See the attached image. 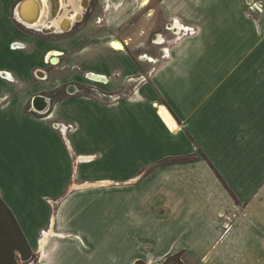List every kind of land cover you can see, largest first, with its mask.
<instances>
[{
	"label": "crops",
	"instance_id": "1",
	"mask_svg": "<svg viewBox=\"0 0 264 264\" xmlns=\"http://www.w3.org/2000/svg\"><path fill=\"white\" fill-rule=\"evenodd\" d=\"M153 1L75 0L81 18L61 32L43 29L51 16L22 21L33 1L0 0V70L16 78H0V199L38 264H162L179 251L185 264H264V0H158L175 31L198 28L161 59L154 44L152 67L127 54L118 28L151 18ZM249 2L262 4L252 17ZM53 55L67 75L44 69ZM84 71L147 76L113 103L51 101ZM36 94L50 99L41 116L26 110ZM54 120L74 124L68 144Z\"/></svg>",
	"mask_w": 264,
	"mask_h": 264
},
{
	"label": "rangeland",
	"instance_id": "2",
	"mask_svg": "<svg viewBox=\"0 0 264 264\" xmlns=\"http://www.w3.org/2000/svg\"><path fill=\"white\" fill-rule=\"evenodd\" d=\"M62 1L64 2L62 9L60 11L56 12L55 14H52V12L50 13V11L48 12V8H49L50 4L46 3L45 4V11L47 13L43 12L42 16H44V15L51 16V14H52L51 19H50V22H52L59 15L71 17V16H73V14H76L78 12L77 8H75V0H62ZM157 1L158 0H155L151 3V5L155 9V12L153 10L154 15L151 18L146 19V15H145L146 12H142L139 15L133 17L132 20H130V22H128L126 24L125 28H118L119 36L124 39V50L127 52V54L131 58H133L135 62H138V60H140V62H151L150 64H152V67H154L156 65V63H154V62H156V60H157V57L152 56V55H155L157 53V47L154 46V44L155 45L157 44L158 33H160V35L162 36L161 37L162 42L160 43L161 45L159 47L160 59L163 58L167 54L169 43L175 41L176 39H178L182 35L187 34L184 32H181L180 34H175L172 30L168 29L167 26H169V25H171L172 28H174L173 24H174L175 20H170V21L169 20H165V21L162 20V12H161V10L158 11V8L156 5ZM105 4H107V3H105ZM246 5L248 8L246 11H248V15H250V17H252L251 11H253L255 9L260 11L262 8L261 3L258 4V3L249 2ZM76 6H79L82 9V5L79 1H78V5L76 3ZM105 7L107 8V6H105ZM85 9H88V6ZM98 17H100V19H103L102 16H97L95 18V22H96V24H99V23L101 24V22H97ZM42 18H41L40 22H44V20H42ZM180 23L183 26H190V27L194 28V32L197 31L198 27L196 25L183 24L182 22H180ZM97 29L101 30L104 28H97ZM158 29H159V31L156 32V30H158ZM73 31L74 30H72L70 32H73ZM188 34H192V33H188ZM96 50H98V48L95 46L94 52H96ZM142 55L145 56L143 59H141V57H140ZM149 57H151V58L147 59ZM102 59H103V57H102ZM96 61H99V59H97ZM46 64H47V66L44 69H46L47 72L50 71L51 76H58L59 77V76L67 75L66 71L64 69L62 70L63 66H61L60 61H59V63L55 64V63H52L49 59H46ZM74 67L77 70L80 69L76 65L71 66L70 69L74 68ZM152 67L150 69H148L147 73L151 71ZM68 72H71V70H68ZM74 72H76V71H74ZM86 72H92V71H84L83 72L84 77H85ZM94 73H97V72H94ZM117 73H118V75H115L116 72L112 73L111 75H107V76H112V78L109 79L107 82L94 80V79H88L86 77L84 79H79V80L70 78L69 80L60 84L57 88L53 89L51 92H48L47 94L50 97L53 96V100H54V98L56 99L58 97L69 95V94H75V95H82L83 94V95H87L88 97L90 96L96 100H99L100 97L96 98V93H95V89L97 88V90L99 89L101 92H104L106 94H110V93L111 94H120L121 98L129 97L131 93H132V95H136L137 90H136L135 86L139 82H141V80H136L137 75H123L120 72H117ZM147 73L146 74H143V73L138 74V76L142 75L146 79ZM39 75H43V73L41 71H39ZM120 76L122 77L123 81H122V84L119 88L110 90L108 87L106 88V86L103 87L102 84L106 85L109 82H111V80L113 78L120 77ZM130 77H134V79L127 80V78H130ZM144 80H142V81H144ZM120 99H118V100H120ZM118 100H116V101H118ZM49 101H50V99H49ZM51 101H52V99H51ZM102 101L106 102V103L116 102V101L111 102L107 98H104ZM29 105H30V103L27 105V108H26V110L28 112H29V110H28ZM33 114L39 115V116L44 115V113H42V114L33 113ZM53 210H54V208L52 206L51 211H53ZM6 222H8V221H6ZM6 222L0 221V264H2L1 259L3 257H7V255L9 254V249H10V254L12 251V255H13L14 259L16 260V264H35V263H37L35 260V254L33 253L32 249H31V252L28 256V259H23L19 250L15 249V248L13 249L12 246H19V244L17 242L18 237L15 235L13 229H11ZM180 259L182 260L183 264H185L182 254L180 255Z\"/></svg>",
	"mask_w": 264,
	"mask_h": 264
},
{
	"label": "built area",
	"instance_id": "3",
	"mask_svg": "<svg viewBox=\"0 0 264 264\" xmlns=\"http://www.w3.org/2000/svg\"><path fill=\"white\" fill-rule=\"evenodd\" d=\"M100 17L97 18V22H100ZM169 25V24H168ZM169 30H172L175 34H180L181 32H184V33H193L194 32V28L190 27V26H183L180 27V29L178 30L179 32L175 31L171 25L167 26ZM63 32V31H61ZM25 47V44L21 41H13L10 43V48L12 49H22ZM141 59H143L145 56H140ZM151 57L147 58V59H150ZM90 73H94V72H86L85 73V77L88 78V79H94V80H99V81H103V82H107L109 79L112 78V76H107L106 74H99V73H96L94 77H92L90 75ZM115 75H118V73L116 72ZM38 78H45V74L43 75H37ZM0 78L2 80H6V81H9V82H16V78L14 77V75L12 74V72H10L9 70H0ZM134 79V77H130V78H127V80H132ZM145 77L142 76V75H139V76H136V80H144ZM95 93H96V98H99V100H103L104 98H107L108 100H110L111 102L113 101H116L118 99L121 98V95L120 94H106L104 92H101L99 89L97 90V88L95 89ZM6 98H7V95H1L0 96V104L5 102L6 101ZM101 100V101H102ZM29 112L31 113H37V114H42V113H46L45 111H41V110H37L35 109L31 103L29 105V108H28ZM52 127L54 129H57L65 138V135L68 131H71L73 128H74V124L71 123V122H66V121H59V120H54L52 121ZM65 141L66 143L68 144V140L65 138ZM52 204V203H50ZM44 230L41 231V234H43Z\"/></svg>",
	"mask_w": 264,
	"mask_h": 264
},
{
	"label": "trees",
	"instance_id": "4",
	"mask_svg": "<svg viewBox=\"0 0 264 264\" xmlns=\"http://www.w3.org/2000/svg\"><path fill=\"white\" fill-rule=\"evenodd\" d=\"M51 99L53 100V96H51ZM55 99V98H54ZM0 221H8L6 222L11 229H13L15 235L18 237V244L19 246H12L13 249L19 250L21 256L23 259H28V256L31 252V247L29 246L28 242L26 241L15 217L13 216L11 210L9 207L0 199ZM11 247V248H12ZM181 251L173 253L168 255L162 264H183L182 260L180 259ZM2 264H16V260L14 259L12 255V251L7 257H3L1 259ZM37 264V263H35Z\"/></svg>",
	"mask_w": 264,
	"mask_h": 264
},
{
	"label": "bare ground",
	"instance_id": "5",
	"mask_svg": "<svg viewBox=\"0 0 264 264\" xmlns=\"http://www.w3.org/2000/svg\"><path fill=\"white\" fill-rule=\"evenodd\" d=\"M29 1H33L34 3H35V7L37 6V9L36 8H31V10H30V12L32 13V11H33V13H35L34 14V18L33 19H30L29 17H26V19H25V16L22 14V7L24 6V4L26 3V2H24L22 5H21V8H20V12L21 13H18V16H20L21 17V19L22 18H24V21L25 22H30L32 25H35V26H40V21H41V18L43 17L41 14L44 12V5H45V2H46V0H29ZM148 2V0H144V5L146 4ZM28 4V3H27ZM58 8L60 7V4H61V2H60V0H59V2H58ZM85 8V7H84ZM19 11V10H18ZM17 11V12H18ZM22 14V15H21ZM29 14V13H28ZM39 14L41 15V17L40 18H38V16H39ZM76 14H78V16L76 17ZM75 15H74V17H70V18H68V17H66V18H64L63 19V21L65 20V19H68L69 21H70V27H71V23H72V21H73V19L75 18H78L79 17V15H80V18H81V13L79 14V12H77ZM37 17V18H36ZM31 18H32V16H31ZM62 24H63V22H62ZM62 24H60V26L59 27H56V28H53V30H58V31H66V29H62V28H64L63 26H62ZM69 27V28H70ZM44 30H46V29H50V28H48V27H45L44 26ZM158 38V37H157ZM159 40L157 41V43H161L162 42V40H161V37H159L158 38ZM110 45L112 46V48H115V49H121L122 48V45H121V42H119L117 39H114V40H112L111 42H110ZM56 54H59V53H56ZM53 57H55V56H53ZM52 62H57V57H55V59L54 60H51ZM52 231V230H51Z\"/></svg>",
	"mask_w": 264,
	"mask_h": 264
},
{
	"label": "flooded vegetation",
	"instance_id": "6",
	"mask_svg": "<svg viewBox=\"0 0 264 264\" xmlns=\"http://www.w3.org/2000/svg\"><path fill=\"white\" fill-rule=\"evenodd\" d=\"M78 1H80V3H81V5H82V9L85 7V6H87L88 5V0H84V1H82V0H78ZM46 2H47V0H46ZM46 2H45V4H46ZM54 2V1H53ZM51 3V1L49 2V8H48V12L50 11V13L52 12V14H55L56 12H58V11H60L61 9H62V6H63V1L62 0H60V2H61V4H60V7L58 8V2H59V0H56V2H54V3ZM29 4L33 7V8H36L37 9V6L35 7V3H33V2H29ZM54 4V5H53ZM44 12H46L45 11V5H44ZM47 13V12H46ZM34 14L35 13H33V11H32V13L31 12H29V16H32V18L31 17H29L30 19H33L34 18ZM49 14V13H48ZM52 14H51V16H52ZM79 14H80V12H79ZM42 15V14H41ZM41 15L39 14V16H38V18H40L41 17ZM74 15L75 14H73V16H71V17H74ZM66 18V17H68V18H70L69 16H62V15H59V16H57V18L56 19H54L52 22H49V26H48V28H56V27H59V25H60V23L62 22V20H63V18ZM37 18V17H36ZM80 18V15H79V17L78 18H76V19H79ZM75 19V18H74ZM22 21H24V20H22ZM25 22V21H24ZM27 25H29V26H35V25H32L30 22H25ZM70 21L68 20V19H65V21L63 22V24H62V26L64 27V28H62V29H66V31L69 29V27H70ZM57 25V26H56ZM52 28V29H53ZM54 56V55H53ZM55 56H57V55H55ZM49 60H50V58H49ZM51 61V60H50ZM58 61V60H57ZM52 62V61H51ZM52 63H55V62H52ZM57 63V62H56ZM90 75L92 76V77H94V76H96L94 73H90Z\"/></svg>",
	"mask_w": 264,
	"mask_h": 264
},
{
	"label": "water",
	"instance_id": "7",
	"mask_svg": "<svg viewBox=\"0 0 264 264\" xmlns=\"http://www.w3.org/2000/svg\"><path fill=\"white\" fill-rule=\"evenodd\" d=\"M87 6H85V8H87ZM77 16H78V14H76V17ZM43 29H45V28H43ZM51 29L52 28L47 29V30H51ZM54 59H55V57L52 58V60H54ZM31 105L37 110L48 112V110H49V108H48L49 98L43 94H36L33 96L32 100H31Z\"/></svg>",
	"mask_w": 264,
	"mask_h": 264
}]
</instances>
